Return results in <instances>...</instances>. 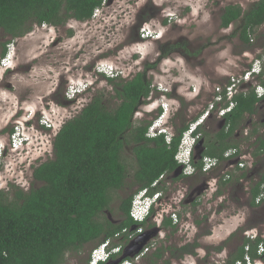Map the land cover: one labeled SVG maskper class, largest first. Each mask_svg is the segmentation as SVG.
Here are the masks:
<instances>
[{
    "label": "rangeland",
    "instance_id": "1",
    "mask_svg": "<svg viewBox=\"0 0 264 264\" xmlns=\"http://www.w3.org/2000/svg\"><path fill=\"white\" fill-rule=\"evenodd\" d=\"M255 1L105 0L85 21L72 18L63 26L35 25L25 35L13 39L0 30V44L9 42L7 50L12 51L9 66L4 65L8 61L4 62L5 56L0 55V145L5 147L0 162V189L9 192L15 184L29 191L35 185L33 168L53 157L52 142L60 127L95 93L101 92L109 107L116 105L118 99L107 76L96 69L99 63L113 66L119 78L124 79L144 71L145 78L151 82L149 95L133 113L134 123L148 120L152 125L161 116L157 108H164L166 114L169 113L167 139L170 140L184 122L201 119L215 99L216 88L224 89V85L241 77L249 63L251 65L264 50V23L251 32L253 42L248 46L239 39L240 19L227 27L220 25V14L226 5L238 4L245 11ZM144 24L149 33L142 38L140 31ZM156 36H160L158 40ZM259 81L251 80L249 86ZM155 83L158 88L153 87ZM159 83L166 86L167 96H161L163 87ZM71 86L79 90L73 100L67 97ZM17 120L23 124L25 143L18 151H11L7 140ZM247 120L252 125L260 124L258 133L264 131V124L260 122L264 120V106L255 115L246 116L237 131L240 134L237 141L246 146L250 158L247 168L227 166L224 160L209 174L200 172L197 177L176 180V186L172 184L169 188L172 194L163 197L162 204L154 207L152 215L154 219L160 215L161 219L164 212V217L168 218L169 213L176 212L178 223L173 229L164 227L161 221L158 235L149 239L151 245L145 258L134 264H151L146 256L157 247L173 248L190 241L199 243L194 254L178 259L169 256L167 250L165 259L170 258V264L225 261L242 243L244 230L255 227L258 234H264V202L256 207L248 204L249 189L261 175L264 155L252 154L255 136L244 135L245 130L251 131ZM215 123V119H211L207 123L208 130H213ZM122 155L135 167L129 145L124 146ZM225 173L232 180L219 186ZM5 179H10L11 184ZM207 181L215 185L195 197V205L177 202L183 188L189 192ZM130 182L129 178L122 189L111 192L109 210L105 214L112 220L120 217L121 197L135 189ZM235 215L241 219L239 228L245 226L244 230L237 225L236 229L233 226L223 231L219 226ZM115 242L122 244L119 240ZM218 246H222L220 251ZM93 248L88 244L80 252L68 251L61 264H86Z\"/></svg>",
    "mask_w": 264,
    "mask_h": 264
},
{
    "label": "trees",
    "instance_id": "2",
    "mask_svg": "<svg viewBox=\"0 0 264 264\" xmlns=\"http://www.w3.org/2000/svg\"><path fill=\"white\" fill-rule=\"evenodd\" d=\"M104 1L0 0V30L13 39L25 35L35 25L61 26L71 18L85 21ZM238 19L241 22L239 39L248 46L251 32L264 23V0L255 1L245 11L238 4L226 5L220 14V25L227 27ZM8 43L0 44L1 57L7 53ZM259 79L264 85V78ZM107 81L118 102L109 107L102 93L97 92L77 114L62 124L52 142L53 157L33 168L32 178L40 185L35 183L29 191L15 184L9 192L0 189V264H61L68 251L80 252L88 244L96 247L105 240H111L110 246L114 247L118 245L115 241L119 240L121 251L109 257L114 259L129 242L126 233L121 237L115 234L123 229L133 231L145 227L146 221L137 223L129 214L133 195L144 188L148 189V194H153L158 190V187H152L153 182L161 174H171L177 168L175 153L188 125L178 127L168 143L164 135L148 136L151 121L134 123L132 119L136 107L151 91V82L145 78L144 71L129 79L107 77ZM259 101L253 88L234 94L233 107L223 116V127L215 133L214 139L208 137L201 157L192 160L199 172H202V156L222 161L224 153L236 147L227 138L239 128L245 113L255 111ZM197 131L202 132V128ZM203 132L205 136L210 135ZM257 142L254 155L264 153V136L259 135ZM125 145L131 147L135 167L123 158ZM260 174L249 189L248 204L251 207L258 205L255 198L264 182V171ZM129 178V185L135 189L121 197L120 219L112 220L105 214L109 210L111 192L122 189ZM231 180L222 179L219 185H227ZM163 226L174 229L176 225L171 217H166ZM260 243L264 244L261 237L254 240L243 237L241 245L221 264L244 262L246 254L256 258ZM198 246L197 241L184 244L177 248L181 253L176 257L194 254ZM221 249L222 246L217 247V250ZM167 250L175 255L174 249L160 246L148 256V262L170 264V258L164 256Z\"/></svg>",
    "mask_w": 264,
    "mask_h": 264
},
{
    "label": "built area",
    "instance_id": "3",
    "mask_svg": "<svg viewBox=\"0 0 264 264\" xmlns=\"http://www.w3.org/2000/svg\"><path fill=\"white\" fill-rule=\"evenodd\" d=\"M145 34V33H144ZM144 34H141L142 37L144 36ZM146 35V34H145ZM157 37V36H156ZM11 51L9 50L10 54ZM4 62L6 61L5 59L3 60ZM260 64V60L256 59L255 62L253 63V65L250 68H247V70H245V72L243 73V75L239 78H237L236 80H232V82L226 86L224 91L225 93L222 94L221 92H219L216 95V98L214 99L213 103L215 101H220L223 99L224 96H226L227 99H230L236 92L239 91H245L246 85L244 88H241V86L245 83H242L244 81H257V75L260 73L261 68L259 67ZM108 76H114L115 73L112 70H108L107 71ZM107 76V75H105ZM107 76V77H108ZM239 86V89L237 90L236 87ZM220 89V88H219ZM79 90H76L75 87L71 86V90H70V95L67 94V97L69 100H73L74 97L78 94ZM255 92L257 94L258 97H261L264 94V87L256 84L255 85ZM212 108V105L209 106V109ZM207 109V110H209ZM228 110V107L224 108L222 107L219 111V114L222 115L223 113H225ZM207 111L205 112V114L203 115V117L206 115ZM203 117L199 120L196 121V119L194 121H196L195 123L191 122L188 124L187 128L185 129V136L183 137L180 145H179V149L177 151V153L175 154V159L179 164H182L184 166V168H186V171L191 172L193 170L192 164H191V155H192V145H191V141L189 140L188 137H186L187 134H189L190 132H192L193 130L197 129L199 123L202 121ZM44 121V120H43ZM193 122V121H192ZM44 123L47 125V123L44 121ZM16 125L14 127H11V131H9V136H8V143L7 146L11 151H18V149L20 147L23 146V144L25 143V133L23 132V124H21L19 122V120H17V122L15 123ZM50 126V125H47ZM158 134V131H156L155 129H153L152 127H150L149 133L148 135L151 137H154ZM169 142V141H168ZM233 149H228L225 153V159H226V163L227 166L233 167L235 165H239L240 167L243 165L241 162H233L231 160V156L233 155ZM4 152H5V147L0 145V162L3 161V157H4ZM218 160L217 158H211V157H203L202 158V171H208L210 170V168L213 166H216L218 164ZM221 162V161H220ZM219 162V165H220ZM164 176V174H161L152 184V186H155L158 181ZM229 175H226V178H228ZM260 192L259 194L256 196L255 198V203L259 204L264 200V182L261 184L260 186ZM146 188L144 189H140L137 192H135V194L133 195V199L131 202V207H130V215L134 218V219H139L142 217V215H144L147 212L148 209V203L150 202V200L144 205L141 206L139 205V197L144 194L146 192ZM161 189L155 191L152 194V198L155 199H159V197H161ZM169 217L172 218L173 224H177L178 223V218H177V214L176 212H171L169 214ZM142 231V227L140 226L139 228L132 230H128V229H123L121 232H118L115 234L116 237H121L122 233H126L127 234V239L129 241H131L132 239H134L139 233H141ZM246 236L249 239H254L257 234H253L250 233L249 230L245 232ZM111 240H105L102 244H100L99 246H96L95 248H93V250L91 251L90 254V261L88 264H98L99 260H105L106 257H108L109 253L106 251L105 245H110ZM151 243L148 241L143 248L141 249V251L136 254L133 258H129V259H124L122 260L119 264H134L135 262H137L145 252H147V250L149 249ZM246 249H248L246 247ZM121 251V245H117L114 247H111V253H119ZM257 257L252 259L249 255H245L244 257V262L242 260H238L236 261L235 264H263L264 263V244L260 243L257 246ZM225 261H219L216 260V262H214L215 264H221Z\"/></svg>",
    "mask_w": 264,
    "mask_h": 264
},
{
    "label": "flooded vegetation",
    "instance_id": "4",
    "mask_svg": "<svg viewBox=\"0 0 264 264\" xmlns=\"http://www.w3.org/2000/svg\"><path fill=\"white\" fill-rule=\"evenodd\" d=\"M72 19V18H71ZM69 20V19H68ZM67 20V21H68ZM232 23V22H231ZM63 26V25H62ZM159 37L160 36H157V40L159 39ZM251 42H253V38L251 37L250 38V44H252ZM163 55H166V54H163ZM256 59H259L260 60V64L261 65H259V67L261 68V71H263L264 70V50H262V52H261V55H259L258 57H256L254 60H253V62L256 60ZM253 62H252V64H253ZM252 64L250 65V63H249V65H248V67H250V66H252ZM159 85L160 86H162L163 87V91H162V93H160V92H158L157 90V93L159 94H161V96H167L168 94H169V92L166 90L167 88H166V86L165 85H163L162 83H159ZM153 87H158V84H154L153 85ZM245 87V84H243L242 86H241V88H244ZM220 87H217L216 88V92H215V96L219 93V92H221L222 94H224V91H222L223 89L221 88V89H219ZM246 88H247V86H246ZM213 97V98H216V97ZM234 96V95H233ZM233 96L230 98V99H227L226 97L225 98H223L222 100H220V101H215L214 103H213V101H214V99H213V101H211L210 102V105H212V108L211 109H209V107H207V109H209V110H207V113H206V115L203 117V119H202V121L199 123V125H198V127H197V129L198 128H202V132L200 133V136L198 137V139H197V141L195 142V144H194V146H193V149H192V155H191V164H192V167H193V170L191 171V172H188V171H186V168H184V166L182 165V164H179L178 163V166H177V168L171 173V174H168V173H164V176L158 181V183L154 186V187H158V188H160L161 189V197H159V199L157 200V202H156V204H155V206H157V208H158V206H160L161 204H162V202H163V197L165 198V197H168V196H170L172 193V190L171 191H169V188H170V186L172 185V184H174L175 186H176V183H175V181L176 180H178V179H189V178H194V177H197V176H199L200 175V172L197 170V168L194 166V164L192 163V160L194 161V160H196V158H200L201 157V153H202V151H203V149H204V143H206L207 141H208V137H210L211 139H214L215 137H216V135H215V133H217L219 130H221V128L223 127V123H224V119H223V116H224V114L226 113V112H228L232 107V98H233ZM229 102L228 104H231V106H228V110L225 112V113H223L222 115H220L219 114V111H220V109L222 108V107H224V105H225V103L226 102ZM264 106V96L263 97H261L260 98V101L257 103V105H256V108H255V111L254 112H252V113H245L244 114V117H243V120L246 118V116H253V115H255L257 112H258V110H260V109H262V107ZM227 107V106H226ZM226 107H224V108H226ZM157 113H160L161 114V112H162V110L160 111V108H157ZM168 116H169V113H168ZM215 119V121L217 122V123H215V128L213 129V130H208L209 128H208V122L211 120V119ZM243 120L241 121V123H240V125H239V128H237L235 131H234V133H233V135H231V137H228L227 138V140L228 141H230V142H232V143H235L236 144V147H232V148H230V149H233L234 151H233V155L230 157L231 158V160L233 161V162H241L243 165L240 167L239 165H235V166H233V167H235V168H237V169H240V170H243V169H246L247 168V162L248 161H250V158H249V155L247 154V152H246V146L245 147H243V145L242 144H239L238 143V141H237V139H239V136H240V134H239V132H237L238 131V129H240L241 127H242V125H243ZM194 121V120H193ZM190 122H192V121H190ZM190 122H187V125L190 123ZM260 122H261V124H264L263 122H264V120H260ZM259 122V123H260ZM183 124H186V122H184ZM182 124V125H183ZM246 124L248 125V126H250V129H251V131L250 132H248V130H245L244 131V135L245 136H248L249 134L250 135H252V134H254V150H253V152L256 150V147H257V145H258V142L256 143V139H257V137L259 136V135H261V136H264V131H262L261 133L259 132L258 133V130L257 129H259L260 128V124H251V121L250 120H247V122H246ZM181 125V126H182ZM180 126V127H181ZM177 131V130H176ZM203 131H206V132H208V134H210L209 136H205L204 135V132ZM255 131H257V132H255ZM245 136H243V137H245ZM199 141H202L201 142V144H198L199 143ZM253 152H252V154H253ZM254 155V154H253ZM263 156L264 155V153H261L260 155H254L255 157H258V156ZM203 157H211V156H208V155H204V156H202V158ZM202 158H201V160H202ZM211 158H215V157H211ZM219 162L220 161H218V164L216 165V166H212L211 168H210V170H208V171H202V169H201V171H202V174L204 173V174H209L211 171H213L214 169H216V168H218L219 167ZM202 165H203V162H202ZM179 167H181V170H180V168ZM260 171L262 172V171H264V166L260 169ZM260 172V173H261ZM259 173V174H260ZM225 176H223V178L222 179H226V175L228 176L229 174L228 173H225L224 174ZM203 184H199V185H197V186H195L194 188H192L191 190H189V192L187 191V189L186 188H183V192L181 191V194L179 195V198H178V200H177V202H181V204L183 203V204H189V203H191L192 205H195L196 203H197V198L202 194V192L205 190H208L209 188H210V186H214L215 185V183L214 184H212L211 185V183H212V181L210 182V181H207L206 183H204V182H202ZM219 184V183H218ZM174 186V187H175ZM220 186V185H219ZM30 190V189H29ZM169 192V193H168ZM171 193V194H170ZM217 193L219 194V193H221L220 192V189H218L217 190ZM170 194V195H169ZM164 195V196H163ZM195 197H197L195 200H194V198ZM194 200V201H193ZM176 202V203H177ZM153 214V213H152ZM170 214V213H169ZM153 216L154 215H151L150 217H148L145 221H146V225H145V227H142V231L141 232H144V231H152V230H157V232H156V234L158 235V231H159V229H160V224H161V221H162V224H163V221H164V219L166 218V217H164V216H166V212H164V214H163V216L161 217V219H160V215H158L157 216V218L156 219H154L153 218ZM119 219H120V217H119ZM119 219H117V220H115V221H118ZM149 224H153L151 227H149V228H147V226L149 225ZM177 225V224H176ZM135 227V226H134ZM123 234V233H122ZM122 234H121V236H122ZM187 243H192L191 241L190 242H186V243H184V244H187ZM184 244H182V245H180V246H173V248L170 246V250L171 249H174L173 251H174V253H175V255L174 256H172L171 255V252L170 251H168L169 252V256H172V257H174V258H177L176 257V255H178V254H180L181 253V251H179V250H177V248H180L181 246H183ZM197 248V247H196ZM149 250V249H148ZM147 250V251H148ZM147 252H145L144 254H143V256L141 257V258H145V254H146ZM187 254H190V253H184V255L183 256H186ZM147 257L148 256H146V259H147ZM182 258V257H181ZM180 259V258H179ZM148 261V260H147ZM107 262V261H106ZM106 262H104V263H106ZM104 263H102V264H104ZM264 264V263H263Z\"/></svg>",
    "mask_w": 264,
    "mask_h": 264
},
{
    "label": "clouds",
    "instance_id": "5",
    "mask_svg": "<svg viewBox=\"0 0 264 264\" xmlns=\"http://www.w3.org/2000/svg\"><path fill=\"white\" fill-rule=\"evenodd\" d=\"M98 9V8H97ZM144 33H149V30H148V28L146 27V25L144 24V26L142 27V30L140 31V34H144ZM141 37H142V35H141ZM143 38V37H142ZM11 51V50H10ZM9 49L7 50V53L5 54V57H4V59L6 60V62L8 61V58H9ZM11 53H12V51H11ZM3 58V57H2ZM4 59H2V60H4ZM255 62V61H254ZM253 62V63H254ZM108 64H104V63H99L97 66H96V69H97V71H99V73L100 74H103V75H107L108 76V72H107V70H106V66H107ZM251 67V66H250ZM249 67V68H250ZM118 75H120L119 73H115V75L114 76H108V77H117ZM261 75H262V71H260V73L257 75V80H259V78L261 77ZM232 82V81H231ZM231 82H229V84L231 83ZM244 83H245V85L247 86V89L248 88H253V90H254V92H255V85L256 84H259V85H261L260 84V81L258 82V83H255V84H253L252 86H249V84H252L251 82H249V81H244ZM228 84V85H229ZM227 85V86H228ZM261 86H263V85H261ZM224 87V89L223 90H225V88H226V85H224L223 86ZM264 87V86H263ZM156 88H158V87H156ZM247 89L245 90V91H247ZM162 91H163V89H162ZM245 91H239V92H245ZM236 93H238V92H236ZM235 93V94H236ZM255 94H256V92H255ZM256 96H257V94H256ZM264 96V94L261 96V97H263ZM258 97V96H257ZM261 97H258V98H261ZM233 103V102H232ZM228 106H231V104H228ZM227 106V107H228ZM231 107H233V104H232V106ZM161 110H162V112H161V116L157 119V121H156V123H155V121H154V123L152 124V125H150L153 129H155L156 131H158V134L156 135V136H158V135H164V137H165V140H166V142L168 143V141H170V140H168L167 139V137L169 136V133H168V125H167V119H168V114H166L167 112V110L166 109H164V108H161ZM164 117H166V118H164ZM163 120H165V121H163ZM149 126V127H150ZM148 133H149V129H148V131H147V135H148ZM149 136V135H148ZM151 137V136H150ZM225 157V156H224ZM224 160H226V159H224ZM224 160H222V161H224ZM221 161V162H222ZM6 181H10V179H5ZM10 184H11V181L9 182ZM8 183V184H9ZM152 187H154V186H152ZM160 188H158V190H159ZM148 189L146 190V192L144 193V194H142L140 197H139V200H140V202H139V205H141V206H144L149 200H150V202L148 203V209H147V212L144 214V215H142V217L141 218H137V219H134L131 215V218L133 219V221H135V222H137V223H142L143 221H145L148 217H150L151 215H152V213H153V210H154V207H155V204H156V202H157V198H155V199H153L152 198V194H148ZM130 214V213H129ZM248 238V237H247ZM255 239V238H254ZM103 243V242H102ZM102 243H100V244H102ZM99 244V245H100ZM98 245V246H99ZM105 248H106V251L109 253V255H108V257H106L105 258V260H99V262H98V264H102V263H104V262H106V261H108V260H110V255L111 254H115V253H111V246L110 245H105ZM117 254V253H116ZM124 260V259H123ZM122 261V260H121Z\"/></svg>",
    "mask_w": 264,
    "mask_h": 264
},
{
    "label": "water",
    "instance_id": "6",
    "mask_svg": "<svg viewBox=\"0 0 264 264\" xmlns=\"http://www.w3.org/2000/svg\"><path fill=\"white\" fill-rule=\"evenodd\" d=\"M202 141H199L198 144H201ZM181 170V167H179ZM135 228L134 226L132 229ZM157 230L152 231H144L139 233L134 239L128 242V244L123 249L122 253L117 256L114 259L108 260L104 264H119L121 260L127 258V257H133L135 254H137L143 246L149 241L151 236L156 235Z\"/></svg>",
    "mask_w": 264,
    "mask_h": 264
},
{
    "label": "crops",
    "instance_id": "7",
    "mask_svg": "<svg viewBox=\"0 0 264 264\" xmlns=\"http://www.w3.org/2000/svg\"><path fill=\"white\" fill-rule=\"evenodd\" d=\"M261 84V83H260ZM261 85H263V84H261ZM264 86V85H263ZM262 202H264V200L262 201ZM260 204V203H259ZM263 223H264V215H263ZM240 221H241V219L239 218V216H237V215H235V216H231L230 218H226L225 220H224V224H221L219 227H222L221 229L223 230V231H225V230H227V229H230L231 227H233L234 229H236V227H237V225H238V227L237 228H239V223H240ZM241 228H243V230H244V228H245V226L244 227H241ZM249 230V232L250 233H253V234H258L257 232H256V229H255V227H250L249 229H246V230H244L245 232L246 231H248ZM244 237H246L247 238V236H246V234L244 233ZM256 237H261V238H263L264 239V234L263 235H261V234H258ZM255 237V238H256ZM252 240H254V239H252ZM241 245V244H240ZM210 263V262H209Z\"/></svg>",
    "mask_w": 264,
    "mask_h": 264
},
{
    "label": "bare ground",
    "instance_id": "8",
    "mask_svg": "<svg viewBox=\"0 0 264 264\" xmlns=\"http://www.w3.org/2000/svg\"><path fill=\"white\" fill-rule=\"evenodd\" d=\"M11 54H12V53L9 54V58H11ZM9 58H8V59H9ZM8 63H9V61H8L7 63H4V65H8V66H9ZM106 70H112L114 73H116V71L114 70L113 66H111V65L109 66V64L106 66ZM1 97H3V96H1ZM6 99H7V98H6ZM200 133H201V132H199V131H197V129H195V130H193L192 132H190L189 134L186 135V137H188L189 140L191 141L192 148H193L195 142L197 141L198 137L200 136ZM184 136H185V130L183 131V133H182V135H181V139H180L179 145H180V143H181V141H182V139H183ZM179 145H178V149H179ZM178 149H177V151H178ZM177 151H176V153H177ZM176 153H175V154H176ZM140 251H141V250H140ZM140 251H139V252H140ZM139 252H138V253H139ZM138 253H137V254H138ZM135 255H136V254H135ZM135 255H134V256H135ZM134 256H133V257H134ZM133 257H130V258H133ZM89 261H90V259H89ZM89 261H88V263H89Z\"/></svg>",
    "mask_w": 264,
    "mask_h": 264
}]
</instances>
